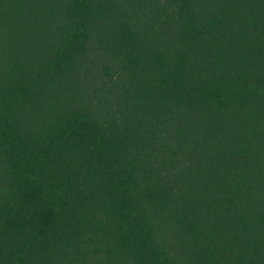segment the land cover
I'll use <instances>...</instances> for the list:
<instances>
[{"label": "trees", "instance_id": "1", "mask_svg": "<svg viewBox=\"0 0 264 264\" xmlns=\"http://www.w3.org/2000/svg\"><path fill=\"white\" fill-rule=\"evenodd\" d=\"M0 264H264V0H0Z\"/></svg>", "mask_w": 264, "mask_h": 264}]
</instances>
